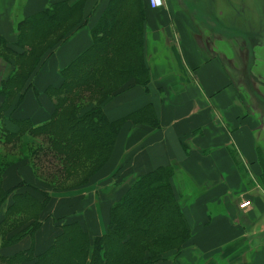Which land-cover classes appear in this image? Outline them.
Here are the masks:
<instances>
[{"label": "crops", "instance_id": "crops-1", "mask_svg": "<svg viewBox=\"0 0 264 264\" xmlns=\"http://www.w3.org/2000/svg\"><path fill=\"white\" fill-rule=\"evenodd\" d=\"M114 1L0 0V127L10 135L0 131V147L12 146L10 156L22 141L7 145L5 139L27 142L19 122L40 127L52 120L54 90L63 87L65 69L91 49L94 29ZM61 3L74 7L60 18L61 29L71 32L41 56L20 93L7 98L5 82L27 50L20 43L21 29L30 37L29 21ZM143 4L149 82L145 87L132 80L103 105L109 121L124 120L112 156L84 191L50 202L53 212L34 240L27 236L0 246V255L14 256L32 244L41 255L64 223L78 222L92 236L105 234L110 208L129 184L169 167L190 233L182 256L167 264H264V104H251L231 76L220 56L226 55L220 47L225 40L210 38L225 25L227 0H165L156 9ZM20 167L16 162L6 169L5 189L27 179ZM26 192L32 194L29 189L18 193ZM8 206L1 209L0 222Z\"/></svg>", "mask_w": 264, "mask_h": 264}, {"label": "trees", "instance_id": "trees-1", "mask_svg": "<svg viewBox=\"0 0 264 264\" xmlns=\"http://www.w3.org/2000/svg\"><path fill=\"white\" fill-rule=\"evenodd\" d=\"M143 1L115 0L109 5L94 29L93 46L65 69L63 87L54 90L55 113L48 124L34 127L27 122H19L21 134L29 132L34 136H44L46 144L58 156L64 169L77 175L80 173L78 170H82L81 174L86 175L85 182L109 161L124 120L109 121L103 109L99 113L91 111L81 115L84 109L80 107V94L84 89L106 91L110 85L119 84L126 77L147 86L149 72L143 54ZM68 10L72 12L74 7L61 3L36 17L35 21H29L31 23L25 27L30 30V37L21 29V41L27 50L24 55L17 57V68L5 82L9 87L4 91L7 98L11 99L20 93L39 65L41 55L44 56L71 32L72 29H61L63 25L60 18L67 16ZM60 31H63L62 34L57 36ZM49 38H52L53 43L37 57L42 43ZM0 131L10 136L3 127H0ZM15 139L19 141L20 137H8L4 142L8 145ZM36 148L39 149H36L37 152L29 151L32 156L41 151L39 146ZM23 154L30 159L28 154ZM9 166V161L0 159V212L9 203L0 222L1 247L17 244L27 236L34 240L42 226L41 213L38 214L36 227L32 223L26 226L33 222L32 218H21L31 214L40 205L42 209L46 208L48 200V196H45L47 199L41 203L35 195L18 193L22 186L5 189L3 174ZM171 176V168L166 167L137 177L121 200L110 208L105 234L92 236L78 222L64 223L62 233L43 254L35 255L32 244L31 248L14 256L0 255V263L156 264L159 259L156 247L173 249L177 243L180 248L176 249H182L190 233L171 186ZM144 249L148 252H144Z\"/></svg>", "mask_w": 264, "mask_h": 264}, {"label": "rangeland", "instance_id": "rangeland-1", "mask_svg": "<svg viewBox=\"0 0 264 264\" xmlns=\"http://www.w3.org/2000/svg\"><path fill=\"white\" fill-rule=\"evenodd\" d=\"M233 1L234 0L230 2V0H227L224 27L219 29V35L213 33L210 38L212 39L220 36L221 40H225L226 46L220 45V47L226 55L221 54L220 56L225 61L224 63L231 76L235 78V82H237L240 87L245 89L251 104H264V0H235V4ZM62 32H58L57 36L61 35ZM51 39L49 38L42 43L41 50L37 57L51 46L53 43ZM20 43L23 46L21 37ZM215 49H219V46ZM130 81L132 80L126 77L121 80L119 84L110 85L109 89L106 91L97 89L82 90L79 103L84 111L81 115L91 111L99 113V111L103 109L102 104H105ZM21 135H23L27 142L20 139L22 144L12 149L15 152L12 156L9 154L12 146H1L0 159L5 162L9 161L10 165L16 162L22 165L19 171H22L23 175L21 176L27 179L17 183L12 188L22 186L20 189H29L41 203L45 201L48 196L46 208L42 209L40 205L36 209H33L31 214L24 215L21 218L22 220H30L32 218L31 220H33V222L27 223L26 226L32 223L33 226L36 227L38 226V214L41 213L42 222L48 213L51 214L53 212L52 206L50 207V202L67 194L71 195L72 193L84 191V188L89 186L91 180L97 173L90 177L88 182H85L87 179L86 175L81 174L83 173L82 170H78L80 173L77 175L64 169L58 156L48 147L46 141H41V139H45L44 136H34L29 132ZM37 146L40 147L41 151H38L35 156H32L29 151L35 150L37 152ZM21 149L26 155L28 154V157L30 156V159L28 158V160H25V155L19 152ZM26 169L30 172H26ZM114 176L115 174L113 177ZM116 178L117 177L114 179ZM133 178L134 177H131L130 180H133ZM116 180L119 181V179ZM132 184L131 182L129 185L131 186ZM118 200L120 201L121 198ZM117 201H115V203ZM91 224L94 226L93 222ZM176 247L180 248L177 246V243L174 244L173 249H171V247L166 249L163 246L156 247L155 251L159 257L158 262H160V264H167L168 261H176L172 259V257H180L186 250L176 249ZM143 251L148 252L147 249ZM139 254L140 253H137V256H140ZM177 264L184 263L178 261Z\"/></svg>", "mask_w": 264, "mask_h": 264}, {"label": "built area", "instance_id": "built-area-1", "mask_svg": "<svg viewBox=\"0 0 264 264\" xmlns=\"http://www.w3.org/2000/svg\"><path fill=\"white\" fill-rule=\"evenodd\" d=\"M151 8H163L165 6V0H145ZM242 207H248L249 202H245L241 205Z\"/></svg>", "mask_w": 264, "mask_h": 264}]
</instances>
